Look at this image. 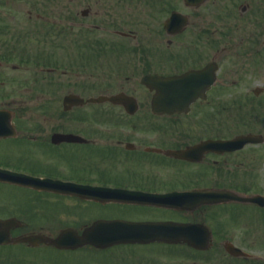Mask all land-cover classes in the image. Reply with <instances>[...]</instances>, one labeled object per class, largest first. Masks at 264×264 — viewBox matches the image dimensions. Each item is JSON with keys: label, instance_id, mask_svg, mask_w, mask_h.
<instances>
[{"label": "flooded vegetation", "instance_id": "obj_1", "mask_svg": "<svg viewBox=\"0 0 264 264\" xmlns=\"http://www.w3.org/2000/svg\"><path fill=\"white\" fill-rule=\"evenodd\" d=\"M263 78L264 0H0V264H264Z\"/></svg>", "mask_w": 264, "mask_h": 264}, {"label": "rangeland", "instance_id": "obj_2", "mask_svg": "<svg viewBox=\"0 0 264 264\" xmlns=\"http://www.w3.org/2000/svg\"><path fill=\"white\" fill-rule=\"evenodd\" d=\"M264 81V78H263ZM253 82V83H252ZM252 85L251 87H255L257 83L254 81H251ZM27 116L26 113H24V117ZM31 116V115H30ZM16 121L21 123L23 122V118L21 117V113H16ZM20 143L6 146L5 148L0 149V160L10 162V163H20V158L22 155L27 159L26 154L29 155V150H25V147ZM28 149V148H27Z\"/></svg>", "mask_w": 264, "mask_h": 264}, {"label": "water", "instance_id": "obj_3", "mask_svg": "<svg viewBox=\"0 0 264 264\" xmlns=\"http://www.w3.org/2000/svg\"><path fill=\"white\" fill-rule=\"evenodd\" d=\"M188 99H189V96L187 97ZM15 179V178H14ZM20 178H18V180H19Z\"/></svg>", "mask_w": 264, "mask_h": 264}]
</instances>
